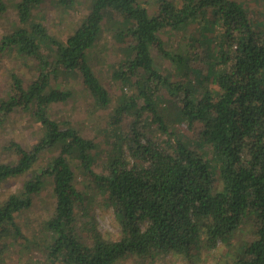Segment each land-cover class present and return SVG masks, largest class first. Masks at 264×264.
I'll return each instance as SVG.
<instances>
[{"label":"trees","instance_id":"obj_1","mask_svg":"<svg viewBox=\"0 0 264 264\" xmlns=\"http://www.w3.org/2000/svg\"><path fill=\"white\" fill-rule=\"evenodd\" d=\"M76 1L17 0L13 28L0 41V56L16 52L36 65L33 79L10 74L11 93L0 98V126L19 111L31 114L41 130L29 148L12 139L0 144V156L8 157L0 161V185L29 174L17 192L0 200V264L18 245L20 261L23 252L35 250L50 264L188 256L202 245L228 243L247 218L254 227L235 264H264V34L251 26L246 8L236 0H160L152 11L144 0H90L87 16L60 40L39 17L42 5L70 10ZM6 10L0 0V15ZM196 24L209 52L207 71L188 66L185 55L167 50L161 37ZM105 29L121 45L122 63L110 78L120 94L123 87L136 91L112 111V153L97 171L98 144L69 121L51 118L48 109L73 98L72 89L55 85L62 74L80 78L95 108L109 106L110 93L88 55ZM154 49L178 80L158 70ZM161 88L172 97L174 123L199 124L194 145L157 111ZM144 112L165 135L163 143L142 140L137 125ZM127 114L134 117L127 135L133 160L124 156L125 134L118 132ZM43 155L48 157L40 161ZM78 169L93 183L78 182ZM46 190L52 194L49 215L27 236L18 218ZM98 195L113 209L119 229L114 238L96 229L89 206ZM27 259L21 264H37Z\"/></svg>","mask_w":264,"mask_h":264},{"label":"rangeland","instance_id":"obj_2","mask_svg":"<svg viewBox=\"0 0 264 264\" xmlns=\"http://www.w3.org/2000/svg\"><path fill=\"white\" fill-rule=\"evenodd\" d=\"M4 1L7 10L0 15V41L13 28L15 18L14 4L17 0ZM236 1L246 8L251 26L264 34V0ZM89 4L90 0H77L70 10L61 9L53 3L43 4L39 17H45L44 24L48 31L61 40L76 29L81 20L87 16ZM143 4L148 5L152 11H156L155 7L160 4V0H144ZM214 30L218 31L217 28H214ZM199 32H201L200 24H196L192 30L184 33L163 31L161 37L164 40L167 50L181 52L185 55L188 66L207 71L209 52L202 37L198 35ZM205 33L209 35L212 32L208 30ZM214 33L216 32L214 31ZM118 47H121V45L116 44L111 34L105 29L96 44V50L90 51L88 54L92 68L110 93L111 101L108 107L104 109L95 108L93 106L94 102L85 91L80 78L75 75L68 76L62 74L55 85L61 88L72 89L74 92L73 98L67 103H57L48 109L51 118L58 121H69L80 133L93 139L98 144L101 155L97 160L95 168L97 171H101L102 166L108 163V159L112 153V150L109 149L110 144L113 142V136L110 134L109 129L112 111L119 103L120 98L127 99L128 96L136 91L135 88L128 89L127 87H123V94H120L119 83H115L110 78L111 71L115 69L114 66L117 67L122 63V56L119 53ZM154 59L158 70L163 73L172 74V81L178 80V74L174 71L175 69L172 64L162 59L156 49H154ZM12 72L20 75L24 80L33 79L36 73L35 62L31 59L26 60L20 58L16 52H4V54H1L0 98L6 97V95L9 96L11 93L10 74ZM121 95L123 96L121 97ZM172 101V97L161 88L157 92V111L166 117V123L170 129L181 133L183 138L186 137L189 143L193 141L192 145H194L198 136L199 124L194 122L190 126L185 121L180 123L177 121L174 123L173 118L175 113L171 105ZM136 107L140 109L142 103L137 104ZM122 119V122L118 125V132L120 133L122 131L125 134L123 136L125 142L124 140L122 141V151L124 156L133 160L128 146L127 135L130 134L129 125L134 117L133 115L127 114ZM137 128L144 135L142 140L151 137L154 141L163 143L165 139V135L160 132L158 125L150 119L147 112H144L139 119ZM40 132L41 130L34 122L31 114L14 111L4 124L0 126V144L5 140L12 139L19 142L23 147L29 148L32 143L39 139ZM46 157L48 156L43 155L40 161H44ZM6 158L8 157L4 155L2 157L0 156V161ZM76 174L78 182L81 181L84 184L93 183L91 177L83 171L78 169L76 170ZM28 176L29 174H25L1 184L0 200L5 199L11 193L17 192L22 182ZM216 186L220 188L219 181H216ZM50 206H52V194L49 190H46L43 196L37 199L35 206L18 218V223L27 236H31L30 231L36 228L40 221L49 215ZM89 208L91 213H93L96 229L105 236L112 238L117 236L119 231L118 223L114 217L112 207L107 204L106 198L98 195L90 203ZM253 224L252 219L247 218L228 243L218 242L214 247L202 245L198 249L193 250L188 256L173 253L165 256L156 254L153 258L143 260L131 256L121 260L118 264H235L239 256V248L245 245L250 239L251 231L254 227ZM19 248H21L19 245L12 248L6 257V264H21L28 261L27 258H30L31 262H37V264H50L49 262H45L40 252L35 250L23 252L25 259L22 257L23 260L20 261L18 258Z\"/></svg>","mask_w":264,"mask_h":264}]
</instances>
